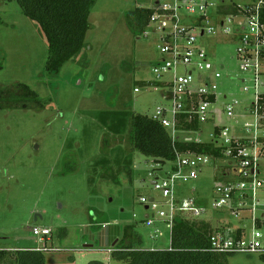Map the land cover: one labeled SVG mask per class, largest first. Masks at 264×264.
Here are the masks:
<instances>
[{
    "label": "rangeland",
    "instance_id": "1",
    "mask_svg": "<svg viewBox=\"0 0 264 264\" xmlns=\"http://www.w3.org/2000/svg\"><path fill=\"white\" fill-rule=\"evenodd\" d=\"M154 1L96 0L89 17L87 48L53 76L46 71L49 50L40 27L16 0H0V88L24 83L38 92L44 105L0 109V248L46 244V264H87L90 257L121 264L108 250L115 249L120 240L115 246L113 241L122 238L126 226L149 249L170 246V228L140 202L142 196L160 197L150 176L156 162L129 151L128 129L108 130L102 118L121 123L116 117L120 113L126 118L135 113L151 116L165 103L162 92L150 85L134 90L142 87V81L156 78L152 66L159 58L158 40L153 26L146 27L148 36L145 32L134 35L125 17L134 7L150 8ZM210 43L213 62L224 65L222 77L216 80L217 112L202 124V131H179L180 138L189 135L210 142L215 127L227 126L237 134L238 126L246 122L229 120L222 111L224 96L239 100L240 107L249 99L241 90L246 74L237 66L235 45L225 38ZM224 169L225 164L214 162L204 166L196 179L177 184L180 197L202 198L210 207L200 217L187 218L223 220L225 215L220 214L225 213L213 210L212 202L214 187L226 180ZM108 171L117 173L119 183L106 175ZM158 175L165 176V171ZM147 213L154 217L153 225H148ZM35 225L50 227L51 237L45 241L33 236ZM156 229L162 235L154 236ZM246 229L248 234L252 231L247 219ZM258 229L264 246L262 217ZM229 263L264 264V259L260 253H237Z\"/></svg>",
    "mask_w": 264,
    "mask_h": 264
},
{
    "label": "built area",
    "instance_id": "2",
    "mask_svg": "<svg viewBox=\"0 0 264 264\" xmlns=\"http://www.w3.org/2000/svg\"><path fill=\"white\" fill-rule=\"evenodd\" d=\"M152 8L154 12L147 28L154 27L152 32L158 40L159 58L152 66L156 78L145 81V85L161 91L165 103L150 117L167 128L174 140L178 137L179 126L194 121L202 126L217 112L216 80L222 77L224 65L213 62L208 47L211 41L225 38L235 45L237 66L246 74L241 90L249 99L240 107L239 100L224 96L222 111L227 119L241 118L246 122L238 126L237 134H232L227 126H218V134L213 132V140L224 148L223 158L186 151L176 153L173 165H152L150 176L160 197L142 196L140 202L148 211L156 213L170 228L172 236L178 216L200 217L210 210L209 206L199 203L198 197H180L177 184L196 179L206 165L225 164L226 180L214 187L212 208L231 214L235 219H241L246 213L252 231L237 237L236 233L219 229L210 238L211 250L264 254L263 235L258 229L261 217L264 218V0L242 3L155 0ZM144 35L148 36L149 32ZM145 85L135 87V92H140ZM182 138L202 142L189 135ZM158 171H165V176H159ZM152 218L148 213V225L154 224ZM31 231L33 236L45 241L52 234L50 227L45 226H32ZM158 234L162 235V231L156 229L154 236ZM33 250L47 251L48 247L45 244Z\"/></svg>",
    "mask_w": 264,
    "mask_h": 264
},
{
    "label": "trees",
    "instance_id": "3",
    "mask_svg": "<svg viewBox=\"0 0 264 264\" xmlns=\"http://www.w3.org/2000/svg\"><path fill=\"white\" fill-rule=\"evenodd\" d=\"M16 1L23 13L44 33L49 50L46 71L48 74L58 76L66 62L76 60L87 48L89 17L96 0ZM153 12L152 7L137 6L125 13L127 24L134 35L139 36L145 32ZM145 84L144 81L141 82L142 86ZM32 106L44 108L38 92L29 85L16 83L11 87L0 88V109H28ZM116 117L121 123L115 121L107 123V118L104 120L102 117L108 130L119 133L124 128L128 129L129 151L142 153L148 161L173 165L176 153L186 151L217 158L224 157V148L217 140L196 142L180 137L174 140L167 128L148 115L135 113L130 118L127 117V122H124L127 118L123 113L117 114ZM200 127V124L194 121L190 124L184 123L178 129L199 131ZM219 132L220 128L216 127L215 133ZM120 169L117 170L118 173H121ZM107 174L119 183L115 171H108ZM199 203L207 206L204 202ZM196 220L198 219L178 216L172 229L171 244L166 249L145 248L142 245V237L133 233L131 226H126L120 242L112 252V257L121 264H230L229 258L234 254L211 250L210 238L217 229L206 220ZM241 230H237V237L241 236ZM261 257L264 259V254H261ZM0 264H46V256L43 251L37 250L0 249ZM88 264L107 263L100 259H92Z\"/></svg>",
    "mask_w": 264,
    "mask_h": 264
},
{
    "label": "crops",
    "instance_id": "4",
    "mask_svg": "<svg viewBox=\"0 0 264 264\" xmlns=\"http://www.w3.org/2000/svg\"><path fill=\"white\" fill-rule=\"evenodd\" d=\"M1 51L2 50H0V56L2 55L1 54ZM218 127V126H217ZM200 131H202V126L200 127ZM199 131V132H200ZM197 132V131H196ZM178 137H180L179 135H178ZM148 214V213H147ZM147 214H146V216H147ZM217 214V213H216ZM215 215V214H214ZM220 215H225V216H223V218H220V219H223V220H221V221H218V220H214V222L212 221V220H210L213 224H211L212 226H213V228H215L216 227V229L217 230H226V231H229L230 233H237V230L238 229H242L241 230V236L242 235H244V234H248L247 233V229H246V219L247 220H249L248 219V215L245 213V214H243V216H242V218L241 219H233L232 220V217H230L228 214H220ZM226 217V218H225ZM205 219H207V218H205ZM225 219V220H224ZM224 221V222H223ZM210 222V223H211ZM35 226H38V225H35ZM118 240H120L119 238H117V239H115L114 241H113V245L115 246V243L118 241ZM47 241V240H46ZM142 245L145 247V248H147L146 246H145V242H144V240L142 239ZM0 249H3V248H0ZM6 249V248H5ZM21 249H30V250H33L34 248H26V247H11V248H9L8 250H21ZM149 249V248H148ZM115 250V249H114ZM109 251V250H108ZM113 252V251H112ZM112 252H110V253H112ZM94 259H96L95 257H93ZM90 260H92V258L90 257L89 258V260H88V262L90 261ZM88 264V263H87Z\"/></svg>",
    "mask_w": 264,
    "mask_h": 264
},
{
    "label": "water",
    "instance_id": "5",
    "mask_svg": "<svg viewBox=\"0 0 264 264\" xmlns=\"http://www.w3.org/2000/svg\"><path fill=\"white\" fill-rule=\"evenodd\" d=\"M155 182H152V184H154Z\"/></svg>",
    "mask_w": 264,
    "mask_h": 264
}]
</instances>
